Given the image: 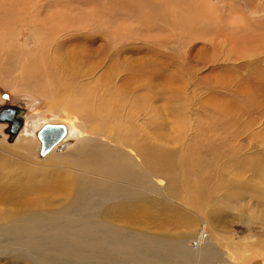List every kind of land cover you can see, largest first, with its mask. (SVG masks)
<instances>
[{
	"label": "rangeland",
	"instance_id": "rangeland-1",
	"mask_svg": "<svg viewBox=\"0 0 264 264\" xmlns=\"http://www.w3.org/2000/svg\"><path fill=\"white\" fill-rule=\"evenodd\" d=\"M34 63L41 71L48 67L53 83L28 72ZM61 83L67 92L50 103ZM148 94L152 101L136 111ZM73 95L92 100L85 113L104 114L83 119L69 108ZM4 106L22 110L23 126L10 139L0 121V194L22 185L28 166L53 176L63 170L36 154L32 131L43 122L81 127L80 147L103 138L115 146L113 134L133 142L140 137L155 149L151 183L159 187L135 186L147 196L127 201L123 210L109 199L93 221L103 219L102 208L115 207L111 217H121L115 222L122 229L111 230L135 239L182 236L195 258L212 257L201 253L209 241L219 252L216 264H264V0H0ZM100 124L102 137L90 132ZM121 147L140 162L139 146ZM159 150L168 161L155 162ZM33 176L48 184L45 174ZM48 193L37 206H0V223L33 209L66 217L61 210L68 198ZM126 250L120 249V261ZM22 256L17 262L27 264ZM9 257L1 256L0 264H11Z\"/></svg>",
	"mask_w": 264,
	"mask_h": 264
},
{
	"label": "bare ground",
	"instance_id": "bare-ground-1",
	"mask_svg": "<svg viewBox=\"0 0 264 264\" xmlns=\"http://www.w3.org/2000/svg\"><path fill=\"white\" fill-rule=\"evenodd\" d=\"M69 38H71V36ZM63 45L66 44L60 43L58 48L63 47ZM70 66L73 67V65H69V67ZM30 67L31 69H28V72L36 71L40 78L47 80L46 83H49V80L53 83L54 76L49 74L50 71L47 66L44 67L43 71L39 70L40 68L35 63L33 65L31 64ZM62 85L61 83L60 92L52 96L48 95L50 103L53 100L56 103L57 99H59L58 97H62L65 92H67L66 90H62ZM44 89L45 88H43L42 91L47 94L48 92L46 93ZM65 96L68 95L66 94ZM79 97L74 96V98H71L69 102H71L70 104L72 106L70 104L68 105L71 110L73 109L78 113L82 112L83 119H89L88 121H91V117L96 119L104 114L96 108L95 110L93 109V114L88 113V110V112L85 113L86 109L84 111V107L91 109L90 107L92 106H90V101L92 102V100L86 99L81 101ZM145 99L147 102H151L152 94L145 95L144 98L138 99L142 107L138 105L136 111L141 110L143 106H145ZM66 103H68V101ZM89 103L90 105H88ZM100 107L101 110H106L103 105ZM46 123L56 122H43L41 125L38 124L39 126L35 127L32 131L33 137L37 141L35 149L37 156H39L38 150L40 147L37 131ZM61 124L66 128L64 137L44 156L39 157L40 159L42 158L41 160H45L48 163L62 164L61 167H64L63 170L53 176L51 171H44L41 169L31 170L28 166L27 169L29 174H26L27 180L23 182L22 185L14 187V191L17 190L18 192L16 191L13 193L14 191L8 188L4 193L0 194V206H3V209L7 204L11 203L15 205L26 203L28 205L37 206L44 203L43 200L45 199H43V197H45V194L42 195V193L50 191L51 194L48 193L47 197L50 196L51 198V195H55L58 192L59 196L63 195V197L68 198L67 204L65 202L67 206L65 205L64 209L61 210L66 217L62 214L57 215V213L53 212H46L45 214L48 216L46 217L42 213L35 212L34 209L22 213L13 212L0 223V236H3L0 238V257L12 255L13 257H9L7 260L5 258V261L11 264H19L17 258L22 255L25 256L22 257L28 262L27 264H31L30 260L32 264H98L102 259H106L105 262H101L102 264H118L117 262L120 261V256H118L119 253H121L120 249L126 248L128 252L123 251L125 253L123 254L127 255V257L125 260H121L119 264H216L217 257L219 256L218 249L212 246L209 241L208 243L206 241L207 244L202 246V242H200V240H204L202 236H200L198 243L196 242V247L199 249L202 246L201 253L211 255V258L200 256H196L195 258L192 256L195 250L193 252L189 251L190 249L187 247V244L185 246V238L182 236L179 238H170L168 236V238H166V236L150 235L147 232L148 234L145 233V235H140H143V238H139L138 236V239H135L136 237L134 235L126 234L130 238L129 239L124 233L111 230L122 229L119 224L115 222L119 221L121 217H119L118 214L117 218L114 217L113 219V217H111L115 207L110 209L102 208L103 212H105V214L102 215L103 219L100 221V218H98L100 221H98V223L93 221L98 209L105 205L109 199H117L119 203H122L120 209L123 210V208L127 206L124 204L127 203V201H138L142 199L141 197L147 196L142 195L138 187L135 189V186H143V188L149 191L152 190V188L159 187L158 184H154V187L151 183V178L153 179L154 175H157V170L152 165L154 162L152 152H155V149L151 148V146L150 149L148 144L144 143L140 137L133 142L131 138H125L121 134L118 136L117 134H113L112 139H115L117 144L115 146L102 142L104 141L103 138L93 147H85V145L80 147L79 145L82 144L80 140L82 139L83 133H85L84 130L69 120ZM91 127L90 132H94L97 136L102 137L105 133L104 124L98 126L91 125ZM144 136L142 138L147 140V137ZM124 145L131 148L139 146V149L136 151L137 155H141V163L138 162L139 160L137 161L133 158L132 155L125 153L126 151L124 152L121 147ZM73 147L75 148L71 150ZM66 152L67 154H65ZM163 152L164 151L161 150L157 152L158 160H155V162L168 161V153L166 152L164 156ZM139 163L144 166H141ZM53 165L57 166V164ZM67 166H70L68 170L66 169ZM163 168H165V166H163ZM33 174H45L44 178L48 180L49 185H42L43 182L36 181L37 179L34 180L35 177ZM30 175H32V177ZM114 180L122 183L113 182ZM190 200H193L194 203V199L190 198ZM116 209L118 210V208ZM51 214L54 215L50 216ZM11 216H15V218L12 217L11 220H9ZM68 216H75V218L71 219L68 218ZM133 234L136 235V233ZM137 235H139V233ZM193 258L195 259L193 260Z\"/></svg>",
	"mask_w": 264,
	"mask_h": 264
},
{
	"label": "water",
	"instance_id": "water-1",
	"mask_svg": "<svg viewBox=\"0 0 264 264\" xmlns=\"http://www.w3.org/2000/svg\"><path fill=\"white\" fill-rule=\"evenodd\" d=\"M22 110L11 108H0V121L8 123L10 129L7 132L10 139L15 137L23 125L21 119ZM66 128L61 123H46L37 131V138L40 141L38 150L39 156H44L52 147L65 135Z\"/></svg>",
	"mask_w": 264,
	"mask_h": 264
},
{
	"label": "flooded vegetation",
	"instance_id": "flooded-vegetation-1",
	"mask_svg": "<svg viewBox=\"0 0 264 264\" xmlns=\"http://www.w3.org/2000/svg\"><path fill=\"white\" fill-rule=\"evenodd\" d=\"M11 108V107H14V106H4L3 108ZM14 108H17V107H14ZM18 109V108H17ZM8 124V123H7ZM10 129V127H9V124H8V128H7V130H9Z\"/></svg>",
	"mask_w": 264,
	"mask_h": 264
},
{
	"label": "built area",
	"instance_id": "built-area-1",
	"mask_svg": "<svg viewBox=\"0 0 264 264\" xmlns=\"http://www.w3.org/2000/svg\"><path fill=\"white\" fill-rule=\"evenodd\" d=\"M192 243H193V242H192ZM193 244H194L193 246H195V245H196V243H195V242H194Z\"/></svg>",
	"mask_w": 264,
	"mask_h": 264
}]
</instances>
